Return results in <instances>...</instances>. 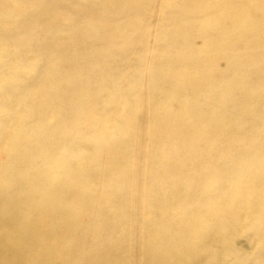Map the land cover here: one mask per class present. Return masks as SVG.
Instances as JSON below:
<instances>
[{
    "label": "bare ground",
    "instance_id": "1",
    "mask_svg": "<svg viewBox=\"0 0 264 264\" xmlns=\"http://www.w3.org/2000/svg\"><path fill=\"white\" fill-rule=\"evenodd\" d=\"M0 264H264V0H0Z\"/></svg>",
    "mask_w": 264,
    "mask_h": 264
}]
</instances>
